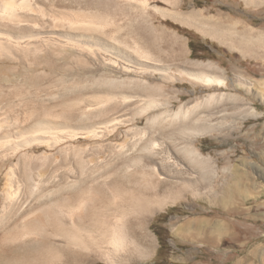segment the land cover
I'll return each instance as SVG.
<instances>
[{
	"label": "rangeland",
	"instance_id": "1",
	"mask_svg": "<svg viewBox=\"0 0 264 264\" xmlns=\"http://www.w3.org/2000/svg\"><path fill=\"white\" fill-rule=\"evenodd\" d=\"M42 1L45 3L46 0ZM56 8L61 12L79 13V17L84 13L83 16L90 20L101 21L103 31L88 34L95 38L99 47L113 48L121 56L123 68L102 64V60L86 57L70 48H59L53 54L56 69L52 73L45 69L32 70L34 68L30 67L35 63L32 59L26 58L21 63L0 58V61H6L0 62V112H5L0 113V122L6 123L0 130V218L8 214L11 177L22 181L19 187L25 201L44 203L52 187L62 181L65 183L69 168L76 167L79 171L70 148L81 149L87 159L94 154V165H97L94 174L97 175L114 157L109 144L118 150H131L133 144L126 141L125 132L134 128L145 132L152 127L147 115L164 110L175 114L181 108L189 109L199 102H206L212 94L223 95L225 111L208 118L212 124H221V128L186 130L195 147L214 163V181L203 187L190 183L188 178L199 182L197 171L171 152L172 162L174 160L185 173L181 179L187 183L184 184L188 191L165 202L149 215L144 231L147 237L139 244L145 255L101 257L91 264H264V55L243 53L211 33L218 22L229 27L237 24L238 34L245 28L252 29V34L264 33V0H56ZM136 50L146 51L157 59L161 55L159 63L166 71L153 76L134 73V63L127 62H134V56L138 58ZM195 65L198 68L195 69ZM126 66L130 67L129 71L124 70ZM188 72L209 74L227 84L223 87L200 86L191 81ZM134 82L142 83L139 85L142 90L138 89L136 95ZM147 84L152 85H148L152 93L143 88ZM158 86L162 88L160 91ZM20 93L26 100L35 101L32 106H53L50 123L55 126V131L79 133L92 130L98 123L100 131L104 123L125 115L124 119L118 118L126 124L107 125L110 130L117 127L120 134L119 140L113 142H96L80 135L70 144L54 148L33 143L26 149L19 146L24 151L16 148L15 152H20L15 153L16 146L34 135L29 127L31 121L37 119L36 116L31 121L25 118L21 98L16 97ZM112 94L119 96L118 101L107 102L106 96ZM123 95H140L138 98L145 101L151 97L150 101L157 99L161 105L148 112L144 109L143 99L134 102L133 98L126 102ZM235 99L238 100L236 103H241L237 109H233ZM254 109L258 115L252 114ZM198 111L203 116L212 115L203 107ZM239 112L243 116L237 115ZM134 118L138 124H134ZM181 122H177V131L184 128L180 126ZM158 127L156 125L152 130ZM62 148L68 154L61 153ZM67 155L68 160H65ZM69 174L74 179L72 173ZM223 175L228 180H221L219 184L240 187L245 191V198L239 196L232 203L216 201L214 194L222 195L216 190V179ZM161 179L177 180L165 175ZM98 184L106 185L104 182ZM35 190L45 193L35 197ZM189 222H194L196 233L186 237L178 230ZM258 248L262 249L254 255Z\"/></svg>",
	"mask_w": 264,
	"mask_h": 264
},
{
	"label": "bare ground",
	"instance_id": "2",
	"mask_svg": "<svg viewBox=\"0 0 264 264\" xmlns=\"http://www.w3.org/2000/svg\"><path fill=\"white\" fill-rule=\"evenodd\" d=\"M83 14L79 17V13L59 11L56 8V0H46L45 3L42 0H0V58L4 57L6 61H20L21 63L26 58L32 59L35 62L30 67L34 68L32 70L45 69L52 73L56 69L53 54H56L59 48H70L86 57L97 61L102 60V64L115 67L121 66L122 61L119 59L121 56L113 48L99 47L95 38L88 34V32H101L104 24L94 18L90 20L91 18L88 19ZM87 17L89 16L87 15ZM236 26L238 25L235 24L229 27L223 22H218L211 33L228 46L238 47L243 53L259 55L262 53L264 55V33L252 34L250 32L253 31L252 29L249 31L248 28L247 30L242 26L247 31L244 29L242 33L238 34V27ZM141 50H136L139 56L138 58L134 56V62L129 61V59V62H127L134 63V73L152 75L166 71L163 65L159 63L161 55L157 59L150 56L148 52ZM5 60L0 62L6 63ZM124 68V70H130L129 66ZM194 68H198L197 65ZM262 72L264 77V65L262 66ZM186 74L193 83L200 86L210 87L216 85L223 87L227 84L220 78L202 72H188ZM139 85L134 82V94L142 90V88L139 89ZM148 85L152 86L147 84V87L143 88L145 91L149 89V93L151 87L148 88ZM140 86H142V83ZM37 88L40 89L41 87L38 86ZM158 89L160 91L162 88L158 86ZM52 94H50L51 97ZM135 95L134 97L129 95L121 97L126 102L127 100L130 102L132 101L130 99L134 98L135 102L141 98L140 95V98ZM16 97L21 98L20 104L23 105L22 108L27 116L25 118H29L27 121L33 120V116H36L37 119L35 118L36 121L33 120L34 123L31 121V125L29 123V128L32 129L34 135L29 139L26 137L28 140H24V144L16 146L17 143L14 152L16 148L20 150L19 146L26 149L33 143L55 148L58 145L70 144L80 135L96 142H113L119 140L120 134L116 130L117 127H112L113 129L110 130L107 125L109 123H115L113 126H124L126 124L122 120L125 115L123 117L118 116L122 118L113 117L114 119L107 124L104 123V130L102 128L100 131V123H98V126L93 125L92 130L89 129L90 131L83 130L79 133L55 131L53 129L55 126L50 123L53 121L54 114L51 110L52 105L34 104L32 106L35 101L32 99L26 100L24 94L20 93ZM118 97L113 94L108 95L106 101H118ZM142 99L140 100L142 101ZM148 99L149 101L143 99V102L145 101L144 109L148 112L154 108L157 109L161 105L156 101L157 99L155 101L154 99L150 101L151 97ZM123 101L120 103H123ZM223 101H225L223 95L212 94L206 102H199L189 109L181 108L175 114L164 110L165 112H155L152 115H147L152 127H148L145 132H140L138 128H134L132 130L134 132L131 130V132H125V134L127 133L125 136L126 141H131L132 143H130L133 144L131 150L127 151L126 148L120 150V148L119 151L116 147L110 146L113 145L112 143L109 144V151L111 156L114 157L108 163V167L104 171L101 170L97 175L94 174L97 167V165H94L95 155L91 154L87 159L83 156L81 149L70 148L73 150V159L80 167H78L79 171L75 169L76 167L74 169L69 168L67 175L64 177L66 179L65 183L62 181L52 187L49 194H46L48 200L44 203L25 201L19 187V183L22 181L15 179L14 176L11 177L8 193V214L5 213L6 215L0 218V264H91L101 257L120 258V256H126L132 258L133 256L145 255V250L139 249V244L145 239L144 237H147L144 231L149 215L165 202L173 200L188 191L185 186L187 183L181 179L185 173L176 166L174 160L172 162L170 153L175 152L177 157L185 159L192 169L197 171L199 184L197 181L188 178L190 183L203 187L207 186L209 182L211 184V181L215 179L214 163L211 158L205 156L195 147L193 138L187 136L186 130L200 131L221 128V124H212L208 118L225 111ZM236 102H238L237 99H235L233 109L239 108L241 104ZM202 107L210 111L212 115L203 116L202 112L198 111ZM239 114L243 116L242 112L237 115ZM252 114L258 115L257 110L254 109ZM39 117L41 118L38 119ZM180 120L182 121L180 126L184 128L177 131L176 125ZM135 123L138 124L134 118ZM4 124L6 123L0 122V130ZM156 125L160 127L152 130ZM161 139L163 140L161 141ZM164 139H167L166 142ZM63 148L60 149L61 153L65 152ZM70 149L66 148L67 151ZM19 150H16V152ZM110 153L108 156H110ZM65 157V160H68V155ZM68 166L70 165L68 164ZM69 172L72 173L74 179L70 178ZM162 175L177 180L161 179ZM27 178L30 181L32 179L29 174ZM221 180H228L227 176L223 175L216 179V190L222 194H220V197L215 196L216 193L214 194V197L217 198L216 201L222 202L223 200L232 203L239 196L245 198L244 190H240L241 188L238 186L229 185L230 187H225L224 184L220 185ZM100 182H104L106 185L98 184ZM95 184L98 185L95 186ZM35 191V197H38V194L43 195L45 193L40 190ZM193 224L194 222H189L178 231L183 236L191 237L196 233ZM208 238L213 240L211 236H208ZM106 245L110 247L108 248ZM261 249H256L254 255ZM237 264L245 263L238 262Z\"/></svg>",
	"mask_w": 264,
	"mask_h": 264
}]
</instances>
